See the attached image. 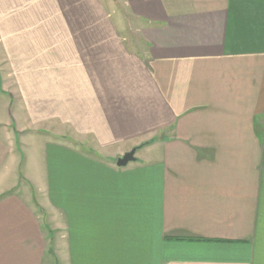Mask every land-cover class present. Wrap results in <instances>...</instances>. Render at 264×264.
<instances>
[{"label": "crops", "instance_id": "1", "mask_svg": "<svg viewBox=\"0 0 264 264\" xmlns=\"http://www.w3.org/2000/svg\"><path fill=\"white\" fill-rule=\"evenodd\" d=\"M102 1L0 0L28 117L69 131L24 194L0 138V264H264V0H120L135 42Z\"/></svg>", "mask_w": 264, "mask_h": 264}, {"label": "rangeland", "instance_id": "2", "mask_svg": "<svg viewBox=\"0 0 264 264\" xmlns=\"http://www.w3.org/2000/svg\"><path fill=\"white\" fill-rule=\"evenodd\" d=\"M102 3L107 5L108 10L113 14L112 19L116 24L123 23L132 29L133 32H129L131 35V42H135L139 33L137 31V23L134 19L126 15L124 10V5L120 0H103ZM123 10V11H122ZM125 12V13H124ZM7 62V59L0 49V138L8 137L9 146L12 144L14 148V165L10 171V175L17 179V188L24 194V187L22 179L27 173H34L38 170L39 160L37 156L35 157L36 151L38 153L37 143L42 141V185H46L48 176V143L52 141V137L58 133L65 132L69 134V131L56 127L57 124L51 122L34 123L28 116V112L25 111L22 101L18 96L19 88L16 84L15 76L13 73V68ZM23 130H29L25 133H19ZM37 142H36V140ZM140 145V144H139ZM79 149L84 150V152L92 153L89 145L76 146ZM151 146L147 145L138 149L135 153L136 160H147L150 161L151 155H153V150ZM154 148V147H153ZM132 148L128 145L122 147H111L99 150L102 157H115L116 163L118 157H122L126 152H129ZM97 151V150H96ZM120 155V156H118ZM117 157V158H116ZM134 162L129 163L132 166ZM45 187V186H44ZM34 196V195H33ZM46 201V198L42 196V203ZM50 226V225H49ZM52 227V225H51ZM53 234V232H52ZM55 257H53L55 264H67L66 257L61 256L60 261L56 263Z\"/></svg>", "mask_w": 264, "mask_h": 264}, {"label": "water", "instance_id": "3", "mask_svg": "<svg viewBox=\"0 0 264 264\" xmlns=\"http://www.w3.org/2000/svg\"><path fill=\"white\" fill-rule=\"evenodd\" d=\"M141 147L142 146L132 148L129 152H126L122 157L118 158L116 161V167L125 168L129 163L134 162L136 160L135 153Z\"/></svg>", "mask_w": 264, "mask_h": 264}]
</instances>
